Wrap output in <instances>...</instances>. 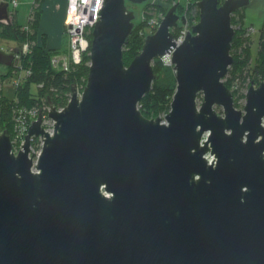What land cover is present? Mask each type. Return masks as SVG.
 Returning a JSON list of instances; mask_svg holds the SVG:
<instances>
[{
    "label": "water",
    "instance_id": "water-1",
    "mask_svg": "<svg viewBox=\"0 0 264 264\" xmlns=\"http://www.w3.org/2000/svg\"><path fill=\"white\" fill-rule=\"evenodd\" d=\"M146 1L104 0L85 85L62 110L50 104L52 133L40 111L17 154L0 132V264H264V81L243 109L223 81L231 17L251 0H198L180 43L173 3L126 66L127 3ZM11 14L0 0V22ZM166 55L170 108L146 118L138 104ZM32 136L43 137L35 162Z\"/></svg>",
    "mask_w": 264,
    "mask_h": 264
},
{
    "label": "trees",
    "instance_id": "trees-1",
    "mask_svg": "<svg viewBox=\"0 0 264 264\" xmlns=\"http://www.w3.org/2000/svg\"><path fill=\"white\" fill-rule=\"evenodd\" d=\"M197 1L185 0V4L177 0L166 2L178 3L177 13L186 19L185 23H179L172 29L174 38L182 29L188 30L198 20ZM42 2L43 0H33L27 20L23 24L18 23L13 13L8 22H0V40L14 43L12 53L17 54L20 61V68L16 70L15 77L20 81L17 85L13 84L12 97L4 96L2 91L0 93V130H8L10 135L15 123L14 115L18 114L20 108H46L50 104L55 108L64 107L70 98L72 87L77 91L83 89L89 71V47L82 53L78 63H73L69 59L67 68L54 65L52 59L55 56L68 54V44L63 48H49L45 46V35L41 33L37 36ZM127 6L131 9L136 5L127 3ZM141 8L144 14L135 22L129 41L123 49V61L126 66L141 50L147 35V23L150 24L153 15L150 12L157 13L160 21L169 7L148 1L143 3ZM231 24L237 27L230 50L233 63L223 81L232 89L235 106H238V100L245 98V88L251 82L257 86L264 81V19L258 28V45L254 61L250 55L251 27L245 25V12L242 9L232 15ZM88 37L91 41V34ZM152 66L155 78L151 90L138 104L141 114L146 118H155L168 112L176 86L172 65L165 63L162 58H156L152 61ZM9 75H3L0 84L4 77ZM31 85L36 86V91L31 90Z\"/></svg>",
    "mask_w": 264,
    "mask_h": 264
},
{
    "label": "built area",
    "instance_id": "built-area-1",
    "mask_svg": "<svg viewBox=\"0 0 264 264\" xmlns=\"http://www.w3.org/2000/svg\"><path fill=\"white\" fill-rule=\"evenodd\" d=\"M13 6L17 5L16 0L10 1ZM104 0H67V12L64 19V30L68 37V55L60 54L55 56L52 61L55 66L61 68H67L68 60L70 59L73 63H78L81 59L82 53L90 47V41L88 34L92 31V28L96 21L100 18L98 12L102 9ZM159 20L151 19L150 24L157 27ZM186 29H182L180 33L175 38L177 43L182 42L185 36ZM26 45H24V49ZM13 77V84L17 85L19 79ZM246 93V90L244 91ZM50 105L46 108L32 107L30 109L20 108L18 114H15V123L13 127V132L10 135L12 143V152L17 154L19 150H22V144H24V136L27 134L29 125L38 117V113L42 114L41 126L44 131L52 133L54 128V121L48 117ZM63 107L56 108L57 110H62ZM2 132V130H0ZM43 137L32 136L30 138V152L29 156L32 155L33 161L35 162L37 157L41 152V147L43 145ZM207 157V154L205 155ZM211 156V155H210ZM211 162L213 156L208 158ZM34 170V168H33Z\"/></svg>",
    "mask_w": 264,
    "mask_h": 264
},
{
    "label": "rangeland",
    "instance_id": "rangeland-1",
    "mask_svg": "<svg viewBox=\"0 0 264 264\" xmlns=\"http://www.w3.org/2000/svg\"><path fill=\"white\" fill-rule=\"evenodd\" d=\"M148 1L161 3V5L163 4V5H166L167 7H170L172 4V3L170 4L166 3L168 0H148ZM177 1H180L181 3L183 2V4H185V0H177ZM58 3H59V6H55V8L53 9L49 7L45 9V13L43 14L41 24L39 26L40 28L39 31L41 32V30H43L47 32V37H48L47 44L54 43L56 45L59 44L60 46L65 47L68 44L67 42L68 37L64 30V19H65L66 12H67V6H65L64 0H61V2H58ZM141 7H142V4L131 7V10H133L135 14V20H134L135 22L139 21V19L142 17V14H144L143 10H141L142 9ZM9 10H13L12 4L9 5ZM242 11L245 12V25H249L251 27L250 31H251L252 42L250 45V55H251V59H253L254 61V59L256 58L257 45H258V28L261 26L263 19H264V0H251L250 4L244 7ZM150 13L153 14L151 18L157 21L159 15H157V13L155 12H150ZM152 26L153 25L147 23V30H146L147 34L154 32V26L153 27ZM233 27L235 28V30H237V27L235 26ZM188 30H190V27ZM89 35H90V32L88 36ZM37 36H40V35L37 34ZM0 45H6V47H10L14 45V43L12 41L0 40ZM45 46L48 47V45L46 44ZM0 51L4 52L3 50H0ZM64 55L67 56L68 54H64ZM162 59L163 61H165V63L172 65L170 62V55H166ZM6 62L7 61L5 58L0 57V72L3 73V75L7 71V68L5 67V65L7 64ZM4 63L6 64L4 65ZM13 77H14L13 74L12 75L10 74L8 77H4L3 81L0 84V93L2 91L4 96L8 98L12 97V93L14 90L13 89ZM0 78L2 77L0 76ZM36 89H37L36 86L31 85L32 91H36ZM201 100H202V96L199 95L197 98V105L200 104ZM237 103H238V106H236V108L243 109V106L245 104V98L243 97L239 99ZM214 108L218 114L220 115L223 114L222 108L220 106H214ZM164 115L165 114H160L158 116L164 117ZM207 157L211 158L210 154H207Z\"/></svg>",
    "mask_w": 264,
    "mask_h": 264
},
{
    "label": "crops",
    "instance_id": "crops-1",
    "mask_svg": "<svg viewBox=\"0 0 264 264\" xmlns=\"http://www.w3.org/2000/svg\"><path fill=\"white\" fill-rule=\"evenodd\" d=\"M6 1H8V0H6ZM10 1H8L9 5L11 4ZM16 1H17V5L13 6V4H12L13 10H10V13H13L14 16H16V20L18 21L19 24H23L27 20L31 5L33 3V0H16ZM58 2H61V0H43L42 6H41L42 13H41L40 21H39V26L41 24L43 14L45 13V9L47 7L53 9V8H55V6H59ZM64 4H65V6H67V0H64ZM39 29L40 28H38V34L42 33L45 35V37H46L45 44L48 45L49 48H63L59 44H57V45L54 43L53 44H47V42H48L47 32L43 31V30H41V32H40ZM39 40H40V38H39Z\"/></svg>",
    "mask_w": 264,
    "mask_h": 264
},
{
    "label": "flooded vegetation",
    "instance_id": "flooded-vegetation-1",
    "mask_svg": "<svg viewBox=\"0 0 264 264\" xmlns=\"http://www.w3.org/2000/svg\"><path fill=\"white\" fill-rule=\"evenodd\" d=\"M11 18V15H10ZM13 45L10 47H6V45H0V50H3L4 52L1 51V53H5L4 55L0 53V57H3L6 59V63H4L5 67L7 68L5 75H9L11 72V75L13 74L14 76L16 75V70H19L20 68V61L18 58V55L15 53H12ZM7 55V57H6ZM1 73V72H0ZM3 74V73H1Z\"/></svg>",
    "mask_w": 264,
    "mask_h": 264
},
{
    "label": "bare ground",
    "instance_id": "bare-ground-1",
    "mask_svg": "<svg viewBox=\"0 0 264 264\" xmlns=\"http://www.w3.org/2000/svg\"><path fill=\"white\" fill-rule=\"evenodd\" d=\"M249 87V86H248ZM248 87L245 88L246 92L248 90ZM230 89V88H229ZM230 91L232 92V89H230ZM80 92V91H79ZM232 95H233V92H232ZM234 98V97H233Z\"/></svg>",
    "mask_w": 264,
    "mask_h": 264
}]
</instances>
